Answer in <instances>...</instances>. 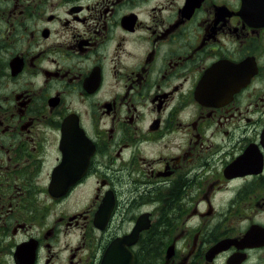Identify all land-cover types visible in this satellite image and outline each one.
<instances>
[{
    "label": "flooded vegetation",
    "instance_id": "1",
    "mask_svg": "<svg viewBox=\"0 0 264 264\" xmlns=\"http://www.w3.org/2000/svg\"><path fill=\"white\" fill-rule=\"evenodd\" d=\"M254 225L264 0H0V264H264L208 255Z\"/></svg>",
    "mask_w": 264,
    "mask_h": 264
},
{
    "label": "water",
    "instance_id": "2",
    "mask_svg": "<svg viewBox=\"0 0 264 264\" xmlns=\"http://www.w3.org/2000/svg\"><path fill=\"white\" fill-rule=\"evenodd\" d=\"M250 236V235H249ZM249 236H246L245 238H244V240L246 241V240H248L249 239ZM243 240V241H244ZM220 246H217V247H215L213 250H212V253L211 254H215V253H217L219 250H221V248H219ZM114 263H116L115 261H109L108 262V264H114Z\"/></svg>",
    "mask_w": 264,
    "mask_h": 264
}]
</instances>
